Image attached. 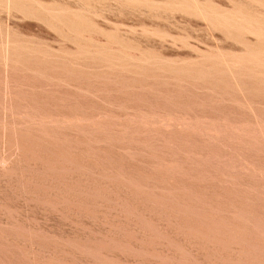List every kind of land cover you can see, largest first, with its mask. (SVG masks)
<instances>
[{"label": "rangeland", "instance_id": "1", "mask_svg": "<svg viewBox=\"0 0 264 264\" xmlns=\"http://www.w3.org/2000/svg\"><path fill=\"white\" fill-rule=\"evenodd\" d=\"M0 264H264V0H0Z\"/></svg>", "mask_w": 264, "mask_h": 264}]
</instances>
